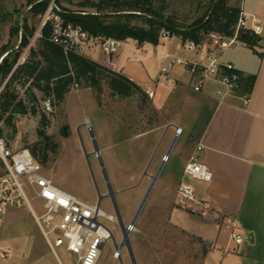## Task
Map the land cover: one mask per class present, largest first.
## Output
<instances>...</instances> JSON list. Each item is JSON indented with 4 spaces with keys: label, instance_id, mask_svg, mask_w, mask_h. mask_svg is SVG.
<instances>
[{
    "label": "rangeland",
    "instance_id": "1",
    "mask_svg": "<svg viewBox=\"0 0 264 264\" xmlns=\"http://www.w3.org/2000/svg\"><path fill=\"white\" fill-rule=\"evenodd\" d=\"M40 1L0 0V63L15 50L24 25L35 30L31 42L37 38L36 34L50 7L53 10L60 8L76 13L98 14L96 6L100 4V0H50L42 16H33L30 9ZM153 3L155 8L163 9L164 18H172L178 25L186 27L204 15L210 0H153ZM101 6L104 13L128 12L123 5L115 8ZM133 24L146 27L143 21H133ZM16 29L19 30L18 34L13 31ZM175 44V37H160L155 46L145 44L137 48L133 41L127 40L110 53H105L102 44L93 41L85 53L86 59L114 72L140 76L139 81L149 85L153 105L142 88L147 100L138 95L128 99L113 97L106 84L102 85L100 93L73 86L62 103L55 107L41 100V96L33 90L38 98L36 107L39 112L45 113L48 120L44 133L46 141L38 135L40 117L31 114L15 116L14 134L1 123L0 138L13 153L28 150L41 165V174L54 187L90 204L96 205L95 184L103 193L108 189L107 179L115 193L125 228H129L149 190L135 225L128 234L136 264H256L257 245L250 244L248 233L241 229H234V233L244 237L240 246L230 243L228 252L223 253L228 241L227 230L221 247L216 246L205 254L207 245L176 227L178 211L173 209L174 204L167 198L166 184L163 185L162 180L179 163L174 155L176 144L183 137L180 140H176V136L164 138L161 132L169 123V116L172 115L175 123L181 125V121L195 113V109L186 100L179 101L175 93L174 80L187 86L190 74L180 66H175L167 74L160 73L163 56L173 54ZM4 49L8 51L4 53ZM28 55L27 52L25 59ZM211 88L213 85L206 82L204 89ZM23 92L20 90L19 99L24 98ZM164 105L170 108L166 114L157 111ZM33 149L35 156L31 153ZM96 150L99 157L95 154ZM44 155L47 157L45 163L42 162ZM157 174L152 186L151 179ZM25 195L32 210L41 214L42 201L27 190ZM100 208L105 213L106 221L103 222L113 239L104 243L97 264H133L127 248L123 247L118 255L116 253V245L121 243L122 234L112 207L105 202ZM55 253L58 260L46 245L27 203L8 179L0 161V264L75 263V256L64 248H57Z\"/></svg>",
    "mask_w": 264,
    "mask_h": 264
},
{
    "label": "crops",
    "instance_id": "2",
    "mask_svg": "<svg viewBox=\"0 0 264 264\" xmlns=\"http://www.w3.org/2000/svg\"><path fill=\"white\" fill-rule=\"evenodd\" d=\"M232 1L227 0L228 7L247 16L246 30L257 35L259 42L251 49L235 40L229 48L216 53L221 63L231 64L235 71L255 78L248 103L244 105V96L241 95L220 101L215 96L220 87L212 82L213 88L195 93L191 75L187 86L174 80L176 98L190 103L195 113L182 120L181 125L175 123L172 115L169 116L170 121L161 132L164 138L176 136V140H180L183 137L176 144L174 155L179 163L162 181L163 185L166 184L167 198L178 211L176 227L207 245L205 254L216 246L221 247L227 230L228 241L224 249L230 245L229 238L234 229L227 220L231 219L239 225L236 229L251 235L250 244L257 245L256 264H264V0ZM175 39L173 54L165 55L198 61L196 53L184 51L181 40ZM120 43L117 42L118 46ZM203 44L206 49L211 48L210 41ZM121 75L144 89L152 104L148 83H141L138 75ZM168 110L170 108L166 105L157 109L165 114ZM198 146H201L200 151H197ZM194 154L210 172L209 182L184 176V168ZM180 184L192 189V201L177 197Z\"/></svg>",
    "mask_w": 264,
    "mask_h": 264
},
{
    "label": "trees",
    "instance_id": "3",
    "mask_svg": "<svg viewBox=\"0 0 264 264\" xmlns=\"http://www.w3.org/2000/svg\"><path fill=\"white\" fill-rule=\"evenodd\" d=\"M49 2L50 0H42L32 5L30 9L32 15L42 16L47 11ZM101 5H110V8L123 5L128 12L104 13ZM96 7L98 14L76 13L60 8L58 11L53 10V13L59 17L63 26H78L101 44L105 40L115 42L131 40L138 47L145 44L157 45L162 34H166L167 37H178L182 43L190 41L196 45L207 43L209 34L232 38L241 14L239 10L228 7L227 0H210V5L202 17L197 18L191 25L182 27L172 18H164L163 9L155 8L153 0H100ZM110 19H114L113 22H109ZM133 21H143L146 27H137ZM13 31L19 33L17 29ZM51 31L52 24L47 22L29 47L28 57L23 63H19L23 50L30 45L35 33L34 29L24 25L21 38L14 46L15 50L8 53L0 63V87L3 86L0 91V124L10 129L13 134L16 132L15 116L38 115L40 117L38 135L41 140L46 141L44 133L48 127V120L45 113L39 112L36 107L38 98L35 92L51 107L61 104L73 86L94 89L100 93L102 85L106 84L113 97L128 99L138 95L147 100L143 90L123 75L84 56L65 53L60 47L52 44L49 41ZM236 41L253 49L259 39L253 32L243 29L237 32ZM4 50V53L8 51ZM232 73L238 76L236 81L238 94L249 95L255 78L244 76L237 71H229L227 75ZM20 90L24 91V98L19 99ZM1 134L0 130V137ZM31 153L35 156L36 151L33 149ZM46 158L44 155L43 163L46 162Z\"/></svg>",
    "mask_w": 264,
    "mask_h": 264
},
{
    "label": "built area",
    "instance_id": "4",
    "mask_svg": "<svg viewBox=\"0 0 264 264\" xmlns=\"http://www.w3.org/2000/svg\"><path fill=\"white\" fill-rule=\"evenodd\" d=\"M54 10L58 11L57 8ZM247 20V16L240 14L235 35L232 38L209 34L208 40L211 46L209 49H206L203 43L199 45L190 41L182 43L184 51L198 55V61L164 55L160 64V73L167 74L175 66H180L194 79L193 91L195 93L201 92L206 82H212L220 87L215 91V96L220 101L239 96L236 85L237 74L227 75V72L235 71L234 67L231 64L221 63L216 51H223L233 45L237 32L247 28ZM47 22L52 24L49 41L60 47L65 53L84 56L91 43L95 41L78 26H63L62 21L53 13L51 7L46 12L36 37L39 36L41 28ZM161 37L165 39L167 35L162 34ZM114 43L117 42L103 41V51L110 53L115 50ZM29 47L19 59V63L25 61V54ZM247 103L248 95H245L244 105ZM200 150L201 146H198L197 151ZM0 161L5 167L8 179L27 203L32 218L54 257L57 259L55 253L57 248H64L67 253L75 256L74 264H97L104 243L112 238L111 231L103 222L106 221L103 210L97 205L90 204L54 187L41 174V165L35 161L28 150L13 153L7 148L2 138H0ZM183 174L195 181L209 182L211 180L210 172L200 163L197 154L190 157ZM25 190L31 192L34 198L42 201L41 214L38 215L32 210L27 201ZM177 197L181 200L192 201L193 191L190 187L180 184ZM227 223L233 229L239 226L231 219H228ZM229 241L234 246H239L243 243L244 237L239 233L232 232ZM228 249L229 246L224 249V253H227ZM116 253L118 255L120 251L116 250Z\"/></svg>",
    "mask_w": 264,
    "mask_h": 264
},
{
    "label": "water",
    "instance_id": "5",
    "mask_svg": "<svg viewBox=\"0 0 264 264\" xmlns=\"http://www.w3.org/2000/svg\"><path fill=\"white\" fill-rule=\"evenodd\" d=\"M117 46H118V44L117 43H114V48H117ZM95 154H96V156L99 157L98 150L95 151ZM157 176H158V174L156 176H153L152 177V179H151L152 186H153L155 180L157 179ZM106 182H107V186H108V191H109L110 199H111V202L113 204L114 214H115L116 220H117L118 225H119V229H120L121 234H122V241H121V243L119 245H116V250L117 251H120L123 247L127 248V251L129 253V256H130L133 264H136L135 263V260H134L133 252H132V249H131L129 240H128V234L131 231V228H133V226L135 225V222H136V220H137V218H138V216H139V214L141 212V209H142V207H143V205H144V203H145V201H146V199L148 197L149 190H148L147 194L145 195L144 199L142 200L141 204L139 205L136 213L134 214V217L132 218V220L130 222L129 228H125L124 225H123L122 219H121V215H120L119 209L117 207V203H116L115 197H114L115 194L112 191L111 186L109 185L107 179H106ZM97 207H99V206L97 205ZM112 239H113V237H112ZM247 240L250 243H252L251 242V235L250 236H247Z\"/></svg>",
    "mask_w": 264,
    "mask_h": 264
},
{
    "label": "flooded vegetation",
    "instance_id": "6",
    "mask_svg": "<svg viewBox=\"0 0 264 264\" xmlns=\"http://www.w3.org/2000/svg\"><path fill=\"white\" fill-rule=\"evenodd\" d=\"M94 190H95V196H96V205L101 207V205H103L105 202H108L110 204V206L112 207V210L114 212L113 204L111 202L108 189L105 190L103 193H100V191L98 190V188H97V186L95 184V189ZM114 197H115V195H114Z\"/></svg>",
    "mask_w": 264,
    "mask_h": 264
}]
</instances>
